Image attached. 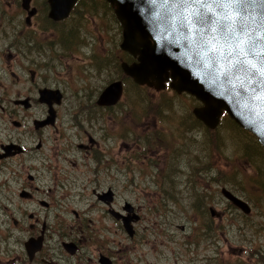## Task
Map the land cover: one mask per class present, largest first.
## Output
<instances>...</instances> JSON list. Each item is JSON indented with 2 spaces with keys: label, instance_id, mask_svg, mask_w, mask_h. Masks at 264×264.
<instances>
[{
  "label": "rangeland",
  "instance_id": "1",
  "mask_svg": "<svg viewBox=\"0 0 264 264\" xmlns=\"http://www.w3.org/2000/svg\"><path fill=\"white\" fill-rule=\"evenodd\" d=\"M77 11L71 23L57 29L62 31L61 41L78 37L79 33L83 46H74L78 42L74 39L71 54L54 60L41 58L39 88L62 89L68 101H74L61 109L66 119L65 111L72 107V124L79 126L71 124L70 130L64 119L66 136H83L85 131L91 135L100 133L96 127L100 116L104 117L118 146L117 165L108 171L97 170L95 162L85 158L77 146L71 156L57 158L52 151L53 142L45 139L43 150L30 157L37 138H22L10 121L27 117L25 121L31 124V116L41 115L45 108L35 105L30 111L16 110L12 101L27 93L23 80L18 82L8 72L0 71V130L22 138L26 148L21 158L8 163V168L0 173V236L11 235V243L27 239L31 233L29 225L34 223L29 215L34 213L42 220L49 216L46 223L53 229L62 220L68 237L78 229L77 224L83 226L84 232H79L80 237L85 234L82 251L76 258L82 264H98L100 253L109 256L114 264H264V257L255 254L264 252V152L255 155L250 150L253 140H247L244 133L235 131L226 121L218 127V134L208 133L194 115L202 104L192 96L170 89L162 92L139 87L123 75L121 67L114 71L107 59L111 50L116 52L113 56L119 58L118 63L127 58L120 49V24L102 4L86 3ZM68 29L74 31L72 36H64ZM42 31L48 34L42 33L41 38H57L55 29ZM113 38L117 47L112 46ZM96 63L102 68L101 76L93 67ZM3 66L4 61L0 60V69ZM109 75L114 82L122 80L124 95L118 108L107 113L96 110L91 103L110 82ZM32 96L37 93L32 92ZM112 115L115 120L111 124L108 120ZM54 134V130L45 132L47 137ZM71 141L73 146L80 143L77 139ZM83 142L88 144L86 136ZM64 144L61 141L59 145ZM126 146L134 150L128 152ZM23 165L29 170L22 167L18 172ZM29 174L36 177L34 183L28 180ZM55 178L63 186L53 188ZM97 178L102 187L109 185L111 178L117 179L111 206L118 213L127 216L124 207L128 203L133 208L129 214L143 216L132 224L134 238L128 235L122 221L108 213L112 207L98 201L90 183ZM29 185L39 188L36 199L51 203L50 209L19 197L21 188ZM223 187L247 202L252 214L245 216L229 204L222 197ZM213 208L221 217L211 216ZM50 235L53 264H77L76 259L67 258L56 234Z\"/></svg>",
  "mask_w": 264,
  "mask_h": 264
},
{
  "label": "water",
  "instance_id": "2",
  "mask_svg": "<svg viewBox=\"0 0 264 264\" xmlns=\"http://www.w3.org/2000/svg\"><path fill=\"white\" fill-rule=\"evenodd\" d=\"M77 1L49 0V17L67 19ZM106 1L115 8L123 28L121 49L138 60L122 64L127 76L138 85L152 86L151 81H156L157 90L171 79L177 93H188L203 104L194 115L208 129L215 130L227 113L264 148V0ZM122 95V81L114 82L100 96L99 105H115ZM39 97L40 103L51 107L61 102L62 94L45 88ZM222 195L245 214L251 213L248 203L229 190L223 188ZM113 197L112 191L99 196L107 205ZM124 210L127 216L110 213L122 220L132 237V223L139 217L129 214L133 208L128 203ZM210 212L218 215L214 209ZM66 249L76 252L73 243L66 244ZM100 264L112 261L102 256Z\"/></svg>",
  "mask_w": 264,
  "mask_h": 264
},
{
  "label": "flooded vegetation",
  "instance_id": "3",
  "mask_svg": "<svg viewBox=\"0 0 264 264\" xmlns=\"http://www.w3.org/2000/svg\"><path fill=\"white\" fill-rule=\"evenodd\" d=\"M80 1L81 0L77 1L76 5L73 7L67 19L62 21H54L49 17L51 11L49 0H26V2L25 0H0V60L4 61V66L0 69V71H4L6 73L8 72L7 74H10V76L15 77L18 82H21L23 80L24 90L27 93L19 94L16 99L12 101L16 110L18 109L19 111L21 109H24L25 111H30L35 105H40L45 108L43 109V113L41 115H38L36 117L31 116V124L28 123V121H25L27 117L23 119L24 122L17 120L15 122L13 120L10 121L11 123H13L12 125H16L14 126L20 131L22 138H24L25 136H35L37 138L35 148H33L32 150L33 154L30 157L36 155V153H40L41 150H43L44 139L47 141L51 140L53 142L52 151L55 157L64 158V156H71L73 148L77 146L76 148H78L82 152V154H85V158H90L92 161L95 162V164L97 165V170L104 169L108 171L112 169L113 166L117 165L118 146L114 143L113 135L112 133H109L106 123H104L107 122V120H104V117L100 116V118L102 119L100 122H98V127H96V129L100 131V133H93V135H91L85 131L83 136H78L77 134V136H66L63 133V125L66 122L69 129H72L71 124L73 119V112L70 110L72 107L68 108V110L65 111V119V117L61 114V109L65 108L66 105H68L69 103L75 104L74 101H68V95L64 90L52 87L39 88L38 82V71L40 66L39 60L41 58L47 57L50 58V60H54L55 58H61L62 55L66 56L65 54H71L72 49L70 48L73 45L71 44V41L73 42L74 39L78 41L74 44V46H83L84 41L80 40L81 35H79V33H76L79 39L78 37H72L69 39H67L68 37H66L64 41H61L62 31H58L57 29L59 25H66L72 22L75 17L74 14H77L78 12L77 9L80 6H83L79 5ZM86 1L92 2L94 6L97 4H102L103 9L109 11L110 15L114 18L115 22L119 23V20L115 14V8L106 0ZM40 2L42 4H40ZM48 29H55L53 34H56L57 38L54 41H51V39L47 40L46 37L41 38L42 33L44 35L48 34L47 32H44L42 30ZM73 32L74 31L72 29H68L66 30L64 36H66V34H70L72 36ZM112 40V46L115 45L117 47L118 42H115L114 38ZM62 47L65 49V51L62 49ZM82 50L83 48H80L81 52ZM123 52L127 55V58L123 60L121 64L127 63L131 65L133 63L138 62L137 58H134L130 53L125 51ZM85 55L86 54H84V56ZM113 55H116V52H114L112 49L110 57H107V59L111 60V64L114 66L115 71L119 69V58ZM93 67L97 69V74L101 76L103 72L102 68L97 63L95 65L93 64ZM122 73L126 78H129L124 73L123 69ZM22 77H26V79H22ZM109 80L110 82L106 84V86L99 92L95 101L91 103L93 104L96 110L101 109L106 111L107 113L116 110L118 108L119 103L122 101L121 98V100L117 104L112 106L99 105V99L104 90L109 85L114 83V81L110 79V75ZM115 81L117 82V80ZM118 81L122 80L119 79ZM151 82L153 83L152 86L145 85L142 87L156 89L157 82ZM171 82V79L169 81H166L165 88L161 91L165 92V90L170 89L171 91L176 92L174 89L171 88ZM138 86L141 87L140 85ZM45 88L60 91L62 94L61 102L58 104L52 103L51 107L50 105H48V103H40L39 92ZM34 91L37 93L36 97L32 96V92ZM81 100L82 99L80 98L79 106L82 109L83 106H81ZM24 101H27V103H23ZM84 103L87 104V102ZM27 105L29 107H26ZM114 120L115 116L112 115L109 117L108 121H110V123L112 124ZM46 121L48 122L47 125L43 126L40 124ZM28 125L33 126V128L29 129ZM72 125L75 128H79V126L76 124ZM24 128L27 129L26 132H23ZM49 130H54V136H45V132ZM4 131L5 129L3 131L0 130V173L3 172L4 169L8 168V163H11L17 158H21L26 151L25 146L22 145V138H20L19 136L15 137L17 135L7 134ZM84 136L88 138V144L83 142ZM94 136L97 138H95ZM74 139H77V141H79L80 143L78 145L75 144V146H73L71 140ZM61 141L65 143L62 146L59 145ZM8 146H13V148L8 149ZM14 147H17L18 149ZM19 147H22L21 150H19ZM127 148L129 149L128 152L130 150H134V148ZM22 167L26 168L27 171L29 170V167L23 165L18 168V172L22 170ZM28 180L31 183H34V181L37 179L36 177L31 176L29 174ZM59 180L60 179L58 178L54 179V183L52 184L53 188L57 189L58 187L63 186V183H59ZM90 183H93V191L94 194L97 196L98 201L102 202L99 196L103 194V190L114 191L115 187L113 186V184L117 185V179L111 178V183L105 187H102L103 184L100 183L98 178L96 180H92ZM98 190H100L101 193H96V191ZM37 191H39V188L34 187L33 185L24 186L21 188L19 197L28 202H38V204L44 209H50L51 203H48L45 200L36 199L35 193ZM111 207V211L115 210L113 208V205ZM234 208L237 209L236 207ZM136 210L137 209L135 208V211ZM237 210L241 212L239 209ZM108 213L110 214V208ZM76 215L78 217L77 213ZM111 216L114 217L113 215ZM219 217H221V215H219L218 218ZM48 218L49 216H46V219L42 220L39 214H30L29 219L33 220L34 223H31L29 225L31 233L25 240L19 238L18 240H13V242L11 243L9 242L10 238L12 237L11 235L3 234L2 237L0 236V264H53L54 258L52 256V250L54 248L49 244V238L51 237L50 233L56 234L58 241L61 242L62 249L66 254L67 258L69 259V257H71L73 259H76L77 256L81 253L80 251H82V240L85 234L80 237L79 232H84L83 226L77 224L76 227H78V229H76V231H72V237H68L65 234L66 225L62 220H60V223L56 224L55 228L53 229L51 225L49 227L47 226L46 221H48ZM142 219L143 216L139 215L138 220L141 221ZM14 223L17 228L20 227L17 220H14ZM135 235L136 234H134L131 238H134ZM30 243H33L35 247H31ZM70 243H73L75 245V253L67 251L66 244ZM255 254H259L261 255L260 257H264V252L258 251V253ZM102 256L105 255L100 253L98 256V264H100V258ZM106 257L111 259L107 255ZM89 261L91 262L92 260L89 259ZM76 262L77 264H82V262L78 259H76ZM92 263L94 264V262Z\"/></svg>",
  "mask_w": 264,
  "mask_h": 264
},
{
  "label": "trees",
  "instance_id": "4",
  "mask_svg": "<svg viewBox=\"0 0 264 264\" xmlns=\"http://www.w3.org/2000/svg\"><path fill=\"white\" fill-rule=\"evenodd\" d=\"M86 3H91L92 4V2H88V1H86V0H81L80 2H79V5H85ZM123 61V60H122ZM121 61V62H122ZM120 67H121V64L119 63V69H120ZM159 105V104H158ZM159 109H160V107H159ZM158 112H159V110H158ZM195 121H197V122H199L197 119L195 120ZM222 121H226L225 123H227L229 126H231L235 131H239V132H241V133H244V135H246L245 137H246V139L247 138H251L252 140H253V142H251V145H250V150H254L257 154H255V155H258V152L259 151H263L264 152V150H263V148H262V146L261 145H259V143L257 142V140H256V138H254V136L252 135V134H250L249 132H247V131H245V130H243V129H241L234 121H232L227 115H224V117H223V119H222ZM201 125H203L201 122H199ZM222 123V122H221ZM204 126V125H203ZM218 128L215 130V131H211V130H209V129H206V131L208 132V133H216V134H218ZM247 140H249V139H247ZM245 216H247V215H245Z\"/></svg>",
  "mask_w": 264,
  "mask_h": 264
},
{
  "label": "snow or ice",
  "instance_id": "5",
  "mask_svg": "<svg viewBox=\"0 0 264 264\" xmlns=\"http://www.w3.org/2000/svg\"><path fill=\"white\" fill-rule=\"evenodd\" d=\"M258 55H259V53H258Z\"/></svg>",
  "mask_w": 264,
  "mask_h": 264
}]
</instances>
